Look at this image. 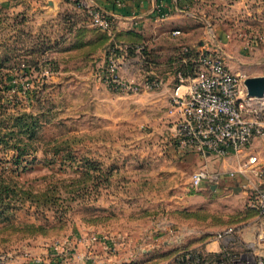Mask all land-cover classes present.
<instances>
[{"label":"rangeland","instance_id":"obj_1","mask_svg":"<svg viewBox=\"0 0 264 264\" xmlns=\"http://www.w3.org/2000/svg\"><path fill=\"white\" fill-rule=\"evenodd\" d=\"M209 1L216 15L221 6ZM206 2L194 0L191 10L207 12ZM84 11L83 23L76 26L78 15L46 6L44 0H0V180L9 187L7 194L0 192V251L36 255L47 243L84 227L112 235L119 257L138 254L136 260L127 257L130 264L143 257L144 247H149L148 264H163L170 254L163 252L160 236H168L171 222L178 229L187 222L196 229L208 218L207 210L219 214L247 203L246 194L223 188L226 182L217 179L219 165L232 158L179 149L173 137L176 83L169 62L181 45L190 44L188 37L211 39L213 31L208 33L206 23L197 19L200 29L185 31V40L180 35L170 44L161 42L157 49L134 36L110 40L105 50L111 43L143 46L150 65L143 67L130 53L128 72H136V81L149 71L163 81L158 88L124 95L109 91L95 77L102 62L97 52L106 41ZM229 16L227 22L233 23ZM237 32L215 30L210 49L223 56L232 72L244 75L250 68L240 54L249 46L234 43ZM24 113L38 120L30 140L16 125ZM201 168L208 177L194 187L191 175ZM186 209L198 210L197 220L186 221ZM223 216L212 222L218 225ZM234 261L256 264L245 250Z\"/></svg>","mask_w":264,"mask_h":264},{"label":"built area","instance_id":"obj_2","mask_svg":"<svg viewBox=\"0 0 264 264\" xmlns=\"http://www.w3.org/2000/svg\"><path fill=\"white\" fill-rule=\"evenodd\" d=\"M70 1L84 6L95 28L107 31L113 25L114 14L94 2ZM177 33L179 31H174V34ZM142 50V45L109 44L96 69V79L108 90L124 95L158 88L163 81L152 71L140 81L132 76L136 72H128L132 63L131 52L134 53L133 58L143 63V67L150 65ZM215 52L204 41L195 47L181 45L176 59L169 63L174 67L177 84L185 87L182 94L172 98L171 112L176 116L173 137L179 149L224 157L230 153H241L256 138L264 139V103L260 102L257 107L250 108L249 111L253 113L251 118L245 116L244 110L251 107V104L240 99L239 86L244 79L231 72L223 56ZM134 68L138 72L141 70ZM246 164L250 165L251 171L258 178L257 183L250 187L247 204L258 216L264 218V163L258 162L256 156L249 155ZM229 175L233 176L234 172ZM207 177L205 168L195 171L191 175L192 185L200 186ZM233 232V227H225L216 233V238L227 240ZM116 242L109 234L98 231L84 235L71 232L47 243L43 254L29 255L25 252L22 255L28 260L26 264H81L91 261L96 245H102L108 255L115 254ZM80 245L85 248L82 252L79 251ZM227 257L231 256L223 255L222 259L209 263L200 251L188 249L173 264H236L234 259ZM11 258V254L0 251V264H9ZM256 264H264V258H257Z\"/></svg>","mask_w":264,"mask_h":264},{"label":"crops","instance_id":"obj_3","mask_svg":"<svg viewBox=\"0 0 264 264\" xmlns=\"http://www.w3.org/2000/svg\"><path fill=\"white\" fill-rule=\"evenodd\" d=\"M88 1V0H87ZM94 2L100 8L114 14V22L111 28L107 31H102V35L105 38L106 43L103 48H99L97 56L102 59L105 46L113 39H132V37H139L140 39L148 40L150 46H157L161 42L170 44L171 41L183 39L187 33L185 31L200 29L197 19H202L205 23V29L208 31L211 39L204 38L202 41L194 42V38L188 37L183 45L190 47L198 46L200 43L208 42L210 47L211 42L216 43L215 30H235L239 31L234 34V43L240 46H249V50H244V54H240L241 62L245 65H249L250 71L247 74L241 75L243 79L246 77L264 76V0H217L218 12H210V5L212 4L209 0H206L204 8L208 11H201V15H198L195 9L191 10L190 5L194 0H89ZM46 6L55 7L57 10L61 8H67L69 12L76 18V26L81 25L80 22L83 17L81 15L84 11V6L79 5L76 2L68 0H44ZM232 6L234 9L230 10ZM183 8H188L185 10ZM221 9V10H220ZM230 13L233 14V23L227 22V19L231 18ZM216 16H220L217 19ZM220 26L217 24V21ZM231 25L233 27H231ZM75 26V27H76ZM174 31L179 33L174 34ZM249 31V32H248ZM243 32V33H242ZM248 32V36L244 37L243 34ZM183 35V36H182ZM203 38V36L201 37ZM186 37L183 39L185 40ZM152 41V42H151ZM167 41V42H166ZM221 41V40H220ZM147 44V43H144ZM214 50V49H213ZM170 63V62H169ZM228 67V66H227ZM246 67V66H245ZM230 70V67H228ZM231 71V70H230ZM155 73L154 71H152ZM232 72V71H231ZM236 73V72H233ZM156 74V73H155ZM240 75V73H237ZM176 83V82H175ZM240 99H245L246 102L251 104V107H247L244 112L245 116L251 118L253 113L250 108L257 107L260 102L264 103V96L262 98L249 97L246 92V88L243 82L239 86ZM185 87L180 86L176 83L175 89H173L175 95H180L184 92ZM110 91V90H109ZM264 139L256 138L252 143L241 153L233 154L230 153L224 158H232L230 162L225 161L219 165V176L217 179L222 181L224 184L223 188L230 189L232 192L237 191V195H247L248 192L245 188H250L255 185L258 181L257 176L251 171L250 165H247V158L249 155L257 157L258 162L264 163V147L261 142ZM209 157V154L203 155ZM234 157H238L234 160ZM225 160V159H224ZM234 172L233 176L229 173ZM212 190H216V185H208ZM248 202V200H246ZM199 209V208H198ZM203 210V209H199ZM207 210V209H206ZM186 209L185 220L196 219L195 213L197 212ZM204 211V210H203ZM188 212H192L188 214ZM205 212V211H204ZM208 213V218L204 220L203 226L190 227L189 223L181 225L180 229L174 226V222H171L169 229L165 226V229L169 230V234L166 237L160 236L163 242V252L169 253V257L164 260L163 264H173L174 260L183 252L188 249L198 250L207 255H218L223 254L231 256L233 259L237 258V255L243 253L245 250L252 259L264 258V218L258 216L255 211L248 207V204L238 205L237 208L225 207L223 213L215 214L212 212ZM225 215L224 221H220L218 225L213 223L217 217ZM193 220V223H194ZM196 224V223H195ZM226 226H231L234 232L227 240L217 239L216 233ZM180 230L181 236H178L177 232ZM92 231L91 229L79 228L72 231L75 234L84 235L87 232ZM165 232V231H164ZM112 236V235H111ZM113 237V236H112ZM163 238V239H162ZM173 238V239H172ZM114 240H116L113 237ZM159 239V240H160ZM173 240V241H172ZM141 243L130 245L133 249L140 246ZM149 247L141 248L143 251V257H138L137 261L140 264H148ZM160 247H158L159 250ZM43 250V251H42ZM83 245L79 246V251H84ZM29 251V250H28ZM118 251V249H117ZM161 251V250H160ZM43 254L45 249H41L36 253ZM130 252H133L130 251ZM130 252H127L129 254ZM123 255L119 257V254L115 252L113 255H108L105 248L102 245H96L92 251L91 261H87L81 264H130L129 260L137 259V254L131 256ZM131 257L130 259H128ZM17 259L25 260L23 255L16 256L12 255L9 264ZM27 260V259H26ZM25 260V261H26ZM24 262V261H23ZM134 262V261H133ZM132 262V264H133ZM134 263V264H137Z\"/></svg>","mask_w":264,"mask_h":264},{"label":"trees","instance_id":"obj_4","mask_svg":"<svg viewBox=\"0 0 264 264\" xmlns=\"http://www.w3.org/2000/svg\"><path fill=\"white\" fill-rule=\"evenodd\" d=\"M175 82L177 83V81L175 80ZM27 119H29V121H27ZM16 125L20 128V131L24 134H27V138L28 140H30L34 134L35 131L38 127V120L36 117H34L33 115H29L24 113L21 117H17L16 118ZM13 132V131H10ZM29 144V143H28ZM12 146V145H11ZM17 146H14L13 148H15ZM1 190L5 191V194L8 193L9 187L6 186V184L4 183V181H2V179L0 180V192ZM1 200V197H0ZM2 213V210H0V214ZM206 260L211 263L214 261H218L220 259L223 258V254H218V255H206Z\"/></svg>","mask_w":264,"mask_h":264},{"label":"water","instance_id":"obj_5","mask_svg":"<svg viewBox=\"0 0 264 264\" xmlns=\"http://www.w3.org/2000/svg\"><path fill=\"white\" fill-rule=\"evenodd\" d=\"M243 85L249 97L262 98L264 96V76L246 77Z\"/></svg>","mask_w":264,"mask_h":264}]
</instances>
